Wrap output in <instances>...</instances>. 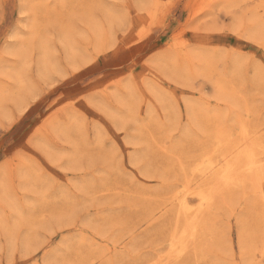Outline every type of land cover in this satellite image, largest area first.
Wrapping results in <instances>:
<instances>
[{
	"label": "rangeland",
	"instance_id": "1",
	"mask_svg": "<svg viewBox=\"0 0 264 264\" xmlns=\"http://www.w3.org/2000/svg\"><path fill=\"white\" fill-rule=\"evenodd\" d=\"M158 262L264 264V0H0V264Z\"/></svg>",
	"mask_w": 264,
	"mask_h": 264
},
{
	"label": "bare ground",
	"instance_id": "2",
	"mask_svg": "<svg viewBox=\"0 0 264 264\" xmlns=\"http://www.w3.org/2000/svg\"><path fill=\"white\" fill-rule=\"evenodd\" d=\"M245 137H246V135H243L242 140H240L239 145L237 146L235 151H233V156L231 159H229L227 161V164H231V166H232V164L242 163V166H241V167H243L242 172L247 174V175H251L258 170V168L260 166V160L255 159L254 154L250 153L251 150L248 152V149H247V143L248 142H247V139H245ZM232 149L233 148H231V150ZM240 176H242V175H240ZM226 177L227 178H225V180L222 179V183H220L223 187L228 186V184H230L233 180V178L231 176H226ZM191 189H192L191 185H188V186H186L185 192H190ZM226 189H227V187H226ZM174 199L177 200V207H178L179 211L184 215L185 221L188 222L189 227L191 229L194 228V223L196 222L199 214L202 211V208L204 205L203 202H205L206 197L202 195L200 198L201 199L200 204L193 210L189 209V207L187 205V198L185 197V195H182L180 197L176 196ZM180 244H179V246H180ZM171 256H173V255H171ZM174 256H178V255L175 254ZM157 264H163V263L158 262Z\"/></svg>",
	"mask_w": 264,
	"mask_h": 264
}]
</instances>
